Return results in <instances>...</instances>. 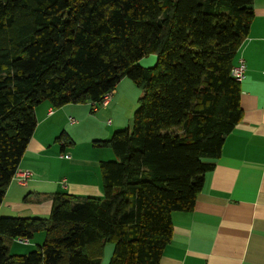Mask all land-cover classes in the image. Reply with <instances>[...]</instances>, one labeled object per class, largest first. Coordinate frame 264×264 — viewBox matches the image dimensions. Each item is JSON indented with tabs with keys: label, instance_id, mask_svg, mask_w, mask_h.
<instances>
[{
	"label": "trees",
	"instance_id": "1",
	"mask_svg": "<svg viewBox=\"0 0 264 264\" xmlns=\"http://www.w3.org/2000/svg\"><path fill=\"white\" fill-rule=\"evenodd\" d=\"M253 16V0H0V206L37 106L101 102L124 77L143 90L132 126L93 141L117 156L100 162L103 196L57 192L46 217H1L0 264H100L108 242L109 264H160L172 213L193 209L242 118L231 72Z\"/></svg>",
	"mask_w": 264,
	"mask_h": 264
},
{
	"label": "crops",
	"instance_id": "2",
	"mask_svg": "<svg viewBox=\"0 0 264 264\" xmlns=\"http://www.w3.org/2000/svg\"><path fill=\"white\" fill-rule=\"evenodd\" d=\"M253 9L248 37L235 61L242 58L246 64L242 118L227 135L215 168L206 173L193 209L172 213V238L160 264H264V0H253ZM92 104L53 108L43 102L36 107L37 127L17 170L32 175L26 184L12 179L0 218L46 217L57 192L103 196L100 162L113 159L114 153L93 141L112 132L104 130ZM70 116L77 121L71 123ZM64 131L72 144L57 140ZM35 240L33 245L41 238ZM14 241L9 242L10 251L20 253L12 252Z\"/></svg>",
	"mask_w": 264,
	"mask_h": 264
},
{
	"label": "rangeland",
	"instance_id": "3",
	"mask_svg": "<svg viewBox=\"0 0 264 264\" xmlns=\"http://www.w3.org/2000/svg\"><path fill=\"white\" fill-rule=\"evenodd\" d=\"M156 62H157V56L154 53L148 54L144 56L141 60H139V64L143 67H153L156 64ZM142 94H143L142 88L138 86L131 78L129 77L122 78L121 81L117 84L116 93L114 94L113 92L111 96L113 97L114 95L111 104L108 105L110 109L108 110L105 108V105L101 103H97V108H98L97 118L100 121H102L104 130L108 128V130L109 129L111 130V131L109 130V132H112L113 134L116 130L123 129L126 127H131L133 124L134 112L139 107V99L142 96ZM103 112H105L106 115H104ZM109 118L112 120V123L111 122L109 123L107 121ZM118 121L120 122L119 124L121 127H117L119 126V124L117 123ZM112 134L104 139L110 138ZM81 138L82 137H79V139ZM102 149H111V148L103 147ZM108 151H112L114 153V156H112L113 159H109V160H117V156L115 152L112 149ZM45 236L46 233L44 231L37 232L33 239H36L35 241H37V239L41 238V241H39V243L36 242L35 245L32 244L33 239H31L29 243L14 241L12 252L17 251L20 252L17 254H27L35 250L39 245L43 244L45 240ZM114 250H115L114 242L106 243L102 254V258L100 259V264H109V261L113 256Z\"/></svg>",
	"mask_w": 264,
	"mask_h": 264
},
{
	"label": "built area",
	"instance_id": "4",
	"mask_svg": "<svg viewBox=\"0 0 264 264\" xmlns=\"http://www.w3.org/2000/svg\"><path fill=\"white\" fill-rule=\"evenodd\" d=\"M245 71H246V64H245V61L244 59H240L238 64L234 65L233 68H232V76L233 78L241 83L243 81V79L245 78ZM114 91V90H113ZM113 91L111 92H108L104 95V98L101 102H93V111L96 112L97 111V103H101L103 105H107V103L109 102L112 94H113ZM50 114H52L54 112V109H50ZM70 122L71 123H75L77 120L76 118L70 116ZM111 122V120H109V123ZM63 157L69 159L71 158V154L70 153H65L63 155ZM31 171H28V170H22V171H18L16 172L15 176L16 179H18L21 183L23 184H26L28 182V180L31 178ZM16 240L20 241V242H24V243H27L29 240L27 238H17Z\"/></svg>",
	"mask_w": 264,
	"mask_h": 264
}]
</instances>
